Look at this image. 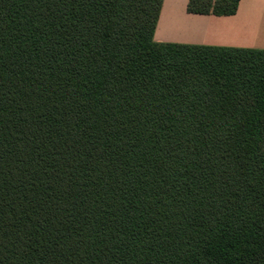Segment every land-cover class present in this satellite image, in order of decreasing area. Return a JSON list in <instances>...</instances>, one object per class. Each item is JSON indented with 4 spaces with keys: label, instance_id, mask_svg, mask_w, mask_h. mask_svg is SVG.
Returning a JSON list of instances; mask_svg holds the SVG:
<instances>
[{
    "label": "trees",
    "instance_id": "16d2710c",
    "mask_svg": "<svg viewBox=\"0 0 264 264\" xmlns=\"http://www.w3.org/2000/svg\"><path fill=\"white\" fill-rule=\"evenodd\" d=\"M163 4L0 0V264H264V50Z\"/></svg>",
    "mask_w": 264,
    "mask_h": 264
},
{
    "label": "crops",
    "instance_id": "0c3cea01",
    "mask_svg": "<svg viewBox=\"0 0 264 264\" xmlns=\"http://www.w3.org/2000/svg\"><path fill=\"white\" fill-rule=\"evenodd\" d=\"M188 4L189 0H164L155 34L157 42L230 47L233 42L224 36L226 34L224 33L225 30H223V23L225 22L223 20L238 18L239 10L240 16L242 13H264V0H241L238 13L232 17L189 14L187 10ZM164 12H169V14L165 15ZM181 16L184 18L180 19ZM168 17H173L174 19L171 18V20L174 21L171 22L170 20L168 24L163 25L167 22ZM204 23L207 26L201 28Z\"/></svg>",
    "mask_w": 264,
    "mask_h": 264
},
{
    "label": "rangeland",
    "instance_id": "374dc122",
    "mask_svg": "<svg viewBox=\"0 0 264 264\" xmlns=\"http://www.w3.org/2000/svg\"><path fill=\"white\" fill-rule=\"evenodd\" d=\"M164 13L165 15L169 14V12ZM171 18L173 17H168L167 22H165V17L163 25L168 24ZM183 18V16L180 17V19ZM226 20H223L224 23L222 22L224 24L223 30H225V38L233 42L230 47L264 50V13H242L240 16L239 10L238 18ZM173 21L171 20V22ZM201 26V28H205L207 25L204 23Z\"/></svg>",
    "mask_w": 264,
    "mask_h": 264
}]
</instances>
